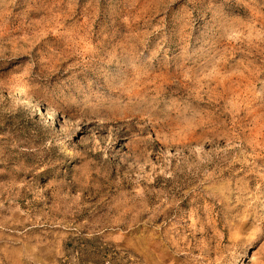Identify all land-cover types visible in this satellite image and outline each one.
<instances>
[{"label":"rangeland","instance_id":"rangeland-1","mask_svg":"<svg viewBox=\"0 0 264 264\" xmlns=\"http://www.w3.org/2000/svg\"><path fill=\"white\" fill-rule=\"evenodd\" d=\"M0 86V264H264V0H0Z\"/></svg>","mask_w":264,"mask_h":264},{"label":"bare ground","instance_id":"bare-ground-1","mask_svg":"<svg viewBox=\"0 0 264 264\" xmlns=\"http://www.w3.org/2000/svg\"><path fill=\"white\" fill-rule=\"evenodd\" d=\"M0 91H3V88L0 86ZM6 92L8 94V97H12L14 96L15 97V94L13 91H11L10 89H6ZM22 105L26 108V109H31V108H37L38 111L40 112V114H43V111L42 109L37 105L35 104L33 101H32V98L27 95V94H24L23 97H22ZM48 116V115H46ZM231 237V236H230Z\"/></svg>","mask_w":264,"mask_h":264}]
</instances>
